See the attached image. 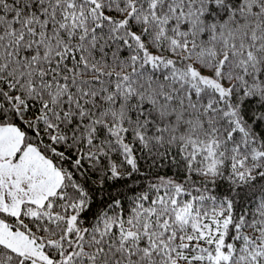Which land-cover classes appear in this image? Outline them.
<instances>
[{
	"label": "snow or ice",
	"instance_id": "6c2138e0",
	"mask_svg": "<svg viewBox=\"0 0 264 264\" xmlns=\"http://www.w3.org/2000/svg\"><path fill=\"white\" fill-rule=\"evenodd\" d=\"M0 264H264V0H0Z\"/></svg>",
	"mask_w": 264,
	"mask_h": 264
}]
</instances>
